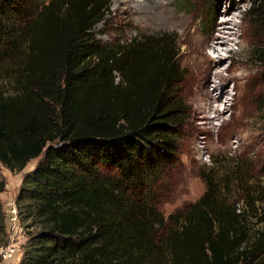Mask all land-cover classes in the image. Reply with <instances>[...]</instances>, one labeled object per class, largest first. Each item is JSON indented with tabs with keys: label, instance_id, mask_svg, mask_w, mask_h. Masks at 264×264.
Returning <instances> with one entry per match:
<instances>
[{
	"label": "trees",
	"instance_id": "obj_1",
	"mask_svg": "<svg viewBox=\"0 0 264 264\" xmlns=\"http://www.w3.org/2000/svg\"><path fill=\"white\" fill-rule=\"evenodd\" d=\"M238 1L251 2L247 17L264 33V0ZM110 6L0 0L11 86L0 85V164L20 173L38 159L15 197L26 237L18 264H264V182L253 180L252 160L218 159L200 171L196 202L167 218L158 210L184 136L185 73L169 35L102 45L93 31ZM205 8L198 21L210 27L211 2ZM250 55L264 65V45Z\"/></svg>",
	"mask_w": 264,
	"mask_h": 264
},
{
	"label": "rangeland",
	"instance_id": "obj_2",
	"mask_svg": "<svg viewBox=\"0 0 264 264\" xmlns=\"http://www.w3.org/2000/svg\"><path fill=\"white\" fill-rule=\"evenodd\" d=\"M207 1L211 2L213 13L210 27L198 21ZM238 3V0L232 4L228 0H111L104 22L93 31L96 39L106 46L129 43L139 35H169L176 39L178 64L185 73L183 83L177 88V97L187 115L184 136L179 142L178 163L168 166L162 176L157 208L165 218L203 195L205 185L199 173L222 157L250 159L256 166L253 180L258 182L264 177V65L250 55L254 46L264 45V33L252 27L247 17L251 2ZM229 8V13L223 15ZM224 19L232 20L227 29L235 34L234 41L220 49L222 61L207 73L208 59L217 56L211 45L208 46V40ZM9 67L10 60L0 62V69L4 71L0 85L5 91L11 90L10 79L5 75ZM216 71L222 73L221 80L215 78ZM113 76L115 83L121 82L120 74ZM37 162L38 159L31 161L20 173H11L0 164V182L5 183L0 201L7 236L8 239L12 236L11 243L17 247L15 255L8 261L0 259V264H18L22 256L26 241L24 230L18 216L15 222L10 218L13 209L17 214L15 197L21 180Z\"/></svg>",
	"mask_w": 264,
	"mask_h": 264
},
{
	"label": "bare ground",
	"instance_id": "obj_3",
	"mask_svg": "<svg viewBox=\"0 0 264 264\" xmlns=\"http://www.w3.org/2000/svg\"><path fill=\"white\" fill-rule=\"evenodd\" d=\"M229 9H227L223 15H227L229 13ZM232 24V20H222L219 24V28L216 29V34L213 35L208 42H210L208 44V42H206L208 44V46L211 45V49L213 50V53L216 54V58H212V59H208L209 63L206 66V70L207 73H209L210 71H212L214 69L215 66H217L221 61H222V56H221V50L223 49L228 43L233 42L234 41V35L229 29H227V27L229 25ZM215 78H217L218 80H221L222 78V73L216 71L214 74Z\"/></svg>",
	"mask_w": 264,
	"mask_h": 264
},
{
	"label": "built area",
	"instance_id": "obj_4",
	"mask_svg": "<svg viewBox=\"0 0 264 264\" xmlns=\"http://www.w3.org/2000/svg\"><path fill=\"white\" fill-rule=\"evenodd\" d=\"M261 179L264 182V177H262ZM12 215H13V217H11L10 220L12 222H15V219L17 216L15 209L12 210ZM13 224H15V223H13ZM11 242H12V236H9L8 245L4 249L0 250L1 261L10 260L15 255V253L17 252V247Z\"/></svg>",
	"mask_w": 264,
	"mask_h": 264
}]
</instances>
